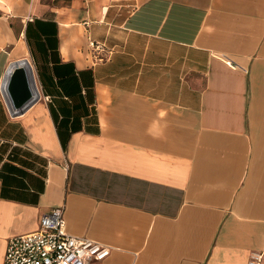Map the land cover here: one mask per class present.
Returning a JSON list of instances; mask_svg holds the SVG:
<instances>
[{"label": "crops", "instance_id": "0c3cea01", "mask_svg": "<svg viewBox=\"0 0 264 264\" xmlns=\"http://www.w3.org/2000/svg\"><path fill=\"white\" fill-rule=\"evenodd\" d=\"M20 59L40 97L0 91V264L56 206L96 264L264 251V0H0V86Z\"/></svg>", "mask_w": 264, "mask_h": 264}, {"label": "built area", "instance_id": "2783aa9c", "mask_svg": "<svg viewBox=\"0 0 264 264\" xmlns=\"http://www.w3.org/2000/svg\"><path fill=\"white\" fill-rule=\"evenodd\" d=\"M90 47L97 49L94 41ZM49 101V96H44ZM110 247L65 229L63 206L43 214L36 230L7 240L3 264H96L110 254ZM264 251H252L247 264H263Z\"/></svg>", "mask_w": 264, "mask_h": 264}, {"label": "water", "instance_id": "95a60500", "mask_svg": "<svg viewBox=\"0 0 264 264\" xmlns=\"http://www.w3.org/2000/svg\"><path fill=\"white\" fill-rule=\"evenodd\" d=\"M0 91L13 116L25 112L39 99L34 72L27 59L13 61L8 65Z\"/></svg>", "mask_w": 264, "mask_h": 264}]
</instances>
